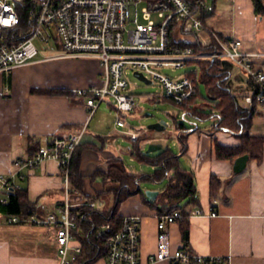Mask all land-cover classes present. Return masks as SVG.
<instances>
[{"label": "crops", "instance_id": "crops-1", "mask_svg": "<svg viewBox=\"0 0 264 264\" xmlns=\"http://www.w3.org/2000/svg\"><path fill=\"white\" fill-rule=\"evenodd\" d=\"M214 4L215 12L204 20L210 29L225 39L241 40L243 52L264 53V16L256 14L253 0H230L221 6L216 0ZM201 38L206 46L214 41L208 32H201ZM187 41L195 44L193 38ZM45 54L32 64L0 73V175L11 177L17 173L18 164L32 157L37 143L43 146L56 137L83 133L80 146L84 147L81 160L84 192L73 196L72 203L78 208L85 201H95L96 209L108 213L115 206L114 193L102 194L106 188L103 178L94 175L107 172L112 159H122L109 145L117 135L106 133L101 117L95 123L101 107L90 118L85 99L72 94L75 89L103 86L101 62L77 57L47 59L48 53ZM228 68L232 72L233 91L236 86L242 101L251 91L249 78L245 79L242 73L235 78L233 72L237 66L231 61ZM256 109L250 134L264 136V107ZM115 127L124 128L116 121ZM128 134L140 137L135 132ZM216 142L229 147L241 144L232 133L214 130V123L207 127L196 124L189 131L187 153H180L182 167L195 174L200 208L208 211L217 201L215 207L220 214L189 219L188 248L206 257L231 256V264H264V158L262 162L250 158L246 170L236 174L235 162L216 157ZM153 143L170 147L160 138ZM22 171L27 177L17 179L16 184L27 190L30 202L37 206L35 217L43 219L59 214L67 196L57 161L49 160L33 170ZM213 175L223 180L222 192L214 200L210 187ZM153 189L159 193L164 190ZM7 197L6 190L0 192V198ZM161 211L162 206L153 207L141 194L130 197L120 207V216L143 217L142 264H170L169 261L150 263L158 252ZM169 233L172 251L185 247L181 223L172 224ZM75 244H80L79 240ZM0 264H60L57 228L34 224L30 219L12 223L10 217L0 215ZM95 264H107V261L101 259Z\"/></svg>", "mask_w": 264, "mask_h": 264}, {"label": "built area", "instance_id": "built-area-1", "mask_svg": "<svg viewBox=\"0 0 264 264\" xmlns=\"http://www.w3.org/2000/svg\"><path fill=\"white\" fill-rule=\"evenodd\" d=\"M215 12V4L207 0H0V28L12 30L22 23V15L31 20L29 34L23 39L0 42V73L38 61L42 46L49 51L48 58H94L101 62L102 87L72 90L74 96L84 98L92 118L99 108L107 103L118 112L117 124L125 127L123 115L137 108L134 94L129 93V72L143 73L163 88V97L183 105L196 95V81L188 73L172 77L163 69L185 68L192 62L207 59H227L247 73L251 91L243 97L245 109L264 107V53L242 51V41L225 39L210 29L202 20ZM201 32L214 37L216 50L198 53L195 45L206 46ZM195 44H189L188 38ZM211 44V45H212ZM210 46V45H209ZM53 51V52H50ZM58 51V52H56ZM132 140H138L132 135ZM83 133L70 137H56L40 147L38 152L20 162V170L11 177L0 175V192L18 186L23 180L25 168L33 170L49 160L60 166L66 190V203L59 214L45 218H30L34 224L55 226L58 233L60 264H74L83 254L81 244H75L74 231L78 228L73 214V196L81 192L71 184L74 155L81 145ZM214 202L208 211L196 208L192 216L217 217ZM82 206L96 209L95 201H85ZM180 211L159 216L160 230L158 252L150 263L169 261L170 264H231V256L206 257L189 248L171 249L169 227L183 219ZM190 217V218H191ZM12 223L28 219L10 217ZM142 222L140 215L124 216L120 228L108 239L107 264H142ZM112 225L106 223L100 235L111 232Z\"/></svg>", "mask_w": 264, "mask_h": 264}, {"label": "trees", "instance_id": "trees-1", "mask_svg": "<svg viewBox=\"0 0 264 264\" xmlns=\"http://www.w3.org/2000/svg\"><path fill=\"white\" fill-rule=\"evenodd\" d=\"M253 3L256 14L264 16V0H253ZM206 17L202 16L201 18L204 21ZM30 29L29 15L23 14L20 26L12 30L0 28V42L10 41L11 38L12 41L21 40L24 34H29ZM194 48L198 53H210L216 50V45H195ZM190 65H197L198 67L195 71L188 72L195 79L198 91L195 96L180 105L185 116L196 119V121H212L214 130L230 132L240 139L241 144L236 147L223 146L216 142L214 153L219 160L235 162L238 157L249 154L251 159L262 162L264 158V136L250 134L257 109H245L241 105L240 97L234 93L231 85L232 72L228 68L229 60L207 59L192 62ZM203 85L205 92L202 88ZM111 108L116 110L115 107ZM192 128L185 123L176 121L181 155L188 151L189 131ZM148 139L147 136H140L134 142L130 152L137 161L152 165L155 168L153 173L134 174L127 168L122 159H112L108 171L97 172L94 178H103L106 188L102 194L107 191L114 193L115 206L113 210L104 213L90 206H80L73 209V214L78 223V228L74 234L83 248V254L74 264H95L108 256L107 241L120 228L123 218L119 215L120 207L130 197L138 194H141L145 201L153 207L162 206L160 215L170 214L174 211L182 212L184 217L179 223H181L184 248H188L190 242L189 219L191 213L196 208L201 207L195 174L182 167L181 155H177L170 147H164L156 154L145 152L143 143ZM41 146L42 144L37 143L36 150L32 151V156L38 152ZM83 150L84 147L81 146L77 149L71 171V184L81 193L84 192V176L81 173ZM146 182L156 184L167 182V185L157 200L151 201L142 189V184ZM222 186V178L213 175L210 184L212 200L220 196ZM6 191L8 197L6 199L0 198V215L18 216L23 219H30L35 216L37 206L30 202L26 189L16 186ZM100 197L98 196V198ZM183 202L185 203L183 204ZM106 223H110L113 230L100 235L99 231Z\"/></svg>", "mask_w": 264, "mask_h": 264}, {"label": "rangeland", "instance_id": "rangeland-1", "mask_svg": "<svg viewBox=\"0 0 264 264\" xmlns=\"http://www.w3.org/2000/svg\"><path fill=\"white\" fill-rule=\"evenodd\" d=\"M208 4H213L216 0H207ZM219 6L224 3H230V0H217ZM40 48H42V56H46L45 51H49L46 48H51V46H42L38 42ZM50 52H53L50 50ZM58 52V51H56ZM197 65H189L185 68L174 69L172 67L163 69V72L172 77H182L188 72L195 71ZM234 77L236 78L237 74H241L246 79L247 73L238 67L234 70ZM130 81L129 93H132L136 97L137 108L132 113H126L123 115V120L125 121L126 126L124 128H116L115 121L118 120L117 110H113L107 103L103 104L99 110V113L95 119L101 117L102 127L106 128V133L114 132L117 135L114 141H110L109 145L117 151L122 157V160L126 164L127 168L134 174H151L155 171V168L147 163H141L134 159L131 155L130 148L133 147L134 141L132 136L128 132H135L139 136H149L150 138L146 140L144 146L147 145V148L144 150L147 152L149 146L153 144V141L156 139H162L166 146H170L172 150L180 155L181 153V144L179 141V132L176 129V121L179 123H185L189 127L196 126V124L207 127L208 125L213 124L212 121L201 122L196 121V119H191L188 116H185L183 109L180 105H176L170 100H166L163 97V88L158 82H153L148 84L145 81L141 80L135 75V72L130 71L128 75ZM203 91L205 92L204 85L202 86ZM234 92L237 95L238 90L236 86L234 87ZM240 97V96H239ZM241 98V97H240ZM242 100V99H241ZM242 102V101H241ZM160 121H165L167 123V128L164 131H157L150 129L151 126L157 124ZM119 131V132H118ZM156 154V153H155ZM102 178V177H100ZM167 182L160 184L146 182L142 184L144 190H152V188H165ZM154 190V189H153ZM100 208V206H99Z\"/></svg>", "mask_w": 264, "mask_h": 264}, {"label": "water", "instance_id": "water-1", "mask_svg": "<svg viewBox=\"0 0 264 264\" xmlns=\"http://www.w3.org/2000/svg\"><path fill=\"white\" fill-rule=\"evenodd\" d=\"M135 75L148 84L153 83V81L148 79L143 73L136 72ZM166 128H167V123L165 121H160L157 124L150 127V129L157 130V131H164V130H166ZM163 148H164L163 144L153 143L149 146L147 153L148 154H154V153L161 151ZM249 161H250V155L249 154H245V155L238 157L235 161V164H234L235 173L240 174V173L244 172L248 166ZM145 193L151 201L157 200V198L160 194L159 191H157V190H147V191H145Z\"/></svg>", "mask_w": 264, "mask_h": 264}]
</instances>
